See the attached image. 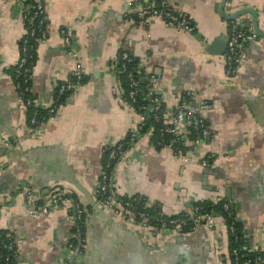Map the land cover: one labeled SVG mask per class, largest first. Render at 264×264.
<instances>
[{
    "label": "crops",
    "instance_id": "1",
    "mask_svg": "<svg viewBox=\"0 0 264 264\" xmlns=\"http://www.w3.org/2000/svg\"><path fill=\"white\" fill-rule=\"evenodd\" d=\"M151 1L43 0L48 32L36 47L31 93L46 109L69 77L74 59L63 27L70 30L85 80L56 116L31 127L9 71L26 34L23 11L16 0H0V228L12 237L19 264H220L227 257L221 217L213 230L197 224L189 232L165 229L154 237L98 204L104 152L119 143L124 152L112 174L116 197L137 196L143 207L166 217L189 213L197 202L226 200L242 249L264 248V36L247 40L234 76L223 57L226 16L250 8L254 15L237 18L253 28L255 17L264 32V0H228L223 16L222 0H165L190 16L193 32L154 17L137 19V9ZM123 50L154 79L147 90L161 103L174 107L187 98L212 129L210 140L176 154L156 146L151 126L138 130L142 114L123 96L116 68ZM210 154L213 161L203 166L200 158ZM54 193L70 194L85 209L81 226L61 207L38 219L25 215L29 195L40 203ZM74 233L78 240L82 234L80 249L68 248Z\"/></svg>",
    "mask_w": 264,
    "mask_h": 264
},
{
    "label": "built area",
    "instance_id": "2",
    "mask_svg": "<svg viewBox=\"0 0 264 264\" xmlns=\"http://www.w3.org/2000/svg\"><path fill=\"white\" fill-rule=\"evenodd\" d=\"M22 7L23 20L28 23L26 34L22 37L20 54L14 68V75L11 76L13 85L18 93V100L26 107L31 109L29 117V125L33 127L38 122L39 111L44 110L38 99L31 93L30 81L34 65V52L39 41L47 38V23L48 17L45 11L43 0H16ZM136 17L139 20L148 17H154L160 20L165 26L184 29L188 32L195 30V25L186 13L174 11L165 0H152L150 3L140 6L137 9ZM229 30L226 38V49L224 53V63L227 73L234 76L238 71V67L244 58L245 43L249 39L257 37V33L251 27H243L242 21L239 18L229 20ZM60 34L64 45L68 49L70 56L74 59V65L69 73V77L57 85L54 96V103L46 108L48 118L56 116L63 101L68 99L76 87L84 82L85 69L83 63L79 59L78 51L75 50L72 42V37L69 28L63 27L60 29ZM119 60L120 71L124 72L129 83L127 91L128 98L131 103L137 105V109L142 111L143 115L150 113L152 121L159 127L157 128L158 140L157 144L162 147H170L174 153L182 154L185 150L183 146H197L203 142L210 140L212 137V129L204 117L198 110L191 108L186 97H181L178 104L174 107L165 105L160 102L158 96L153 90L148 89L143 100L149 102L148 106L138 103L137 86L139 84L136 74L144 72L143 65L137 61L133 62V57L129 51L123 50L120 53ZM118 60V61H119ZM133 63L132 68H128ZM14 77V78H13ZM154 79L148 78L147 84H150ZM205 105L202 104L201 108ZM144 116L139 121L138 130H143L145 127ZM135 138L134 134H130V141ZM170 138V140H168ZM168 140V141H167ZM176 140L182 143L180 145H172V141ZM107 159L103 166L99 182L96 187V195L98 204L107 207L110 212L115 215L126 217L132 222H135L146 235L159 236L163 230L169 229L172 232H182V224L190 221L192 227L197 224H203L210 229L215 228V216L208 212H201L199 206H192L189 213L184 211L181 217L163 218V214H153L147 210L136 211L135 203L138 200L137 196L130 198L116 197L113 190L112 174L117 161L124 152V144L119 143L106 149ZM214 155H207L200 158L203 166H208L213 161ZM111 168V172L109 169ZM25 207L24 213L32 219H38L47 216L53 209L65 208L72 212L71 221L75 226H81L86 216L85 209L74 200L70 194L54 193L49 196L48 201L40 203L30 202ZM225 211L230 210L228 203H224ZM150 220L156 222L154 224ZM168 227V228H167ZM228 231L233 235L235 240H238L234 221L226 225ZM9 240L0 241V249L5 250V253H0V258L3 259V264H19L17 260V251L12 237L6 234ZM77 234L74 233L71 241L68 243V248L76 247L74 241L77 239ZM8 250L10 253H8ZM7 251V253H6ZM220 256L224 253L221 250L217 251ZM227 257L220 259V264H264V248L257 251L253 257L243 255L242 247L235 246L231 251L225 254Z\"/></svg>",
    "mask_w": 264,
    "mask_h": 264
},
{
    "label": "trees",
    "instance_id": "3",
    "mask_svg": "<svg viewBox=\"0 0 264 264\" xmlns=\"http://www.w3.org/2000/svg\"><path fill=\"white\" fill-rule=\"evenodd\" d=\"M24 25L27 27L28 26V23L26 21H24ZM21 41H22V39H21ZM20 46H21V42H20ZM133 59H134L133 60L134 63H136L138 61L135 57H133ZM34 60H35V52H34ZM120 64H121L120 60L117 61L116 68L118 70V73H119V76H120V79H121V82H122V86H123V96L131 103V101L128 98V95H127V91H128V88H129L128 87L129 86V83H128V80L126 78L125 73L122 72V71H120V68H121L120 67ZM134 65L132 63V64H130L128 66V68L130 69ZM14 68H15V65L12 68H10V70H9L11 76L14 75ZM136 78L139 81V84L137 86L138 103L139 104H144L147 107L148 104H149V102H147V100H143V98H144L145 94L147 93V79L148 78L146 76V73L143 72V71L140 72V73H138V74H136ZM84 80H85V78H84ZM131 104L134 106V108L137 110V112H139V113L142 114V111H139L137 109L136 103L135 104L131 103ZM27 111H28V113L31 114V111L32 110L28 108ZM38 115L39 116H38V122L37 123H39V121L42 122L43 120H47L48 119V113H46V109L39 111V114ZM142 116H144L143 118H144V122H145V126H144L145 128L143 130H141V131H144L148 127L151 126L152 127L153 136H155V144H156V146L157 147H162V146H159L157 144V140L159 138L158 137L157 128L159 126L152 121V118H151L150 113H146V115H143L142 114ZM168 140H170V138H168ZM175 144L176 145L183 146L182 143H180V142H178L176 140H173L172 141V145L174 146ZM187 147L188 146H186V147L183 146L182 148L185 150ZM190 147H192V145H189L188 148H190ZM104 154L105 155H104V159H103V166L105 165L106 159H107V152H106V150H105ZM109 171L111 172V168L109 169ZM131 197H133V196H131ZM124 198L127 199V198H130V197H127V198L124 197ZM226 202H228V201H226V200H220V201H203V202H197V203H195L194 206H199L201 208V212H208V213L213 214L215 217H221L226 225L228 223H230L231 221H234V225H235L236 231L238 233L239 239L238 240H235L234 237H233V235H231V233L228 231V251L230 252L233 247H235V246L237 247V246L240 245V241H241V239H240V231L241 230H240L239 225H238V223H237V221H236V219L234 217V214H233L232 210L230 209L229 212H228V211H225V209L223 208V205ZM135 209H136L135 212L136 211L147 210V211H149L150 213H153V214L159 213V212H157V210H155L153 208H145V207H143V204L139 201V199L135 203ZM162 216L165 219H169L171 217H181V213L180 214H177V215H174V216H169V217H166L165 215H162ZM150 222H152L154 224H157L156 222H154L152 220H150ZM81 229L82 228L80 227V231H81ZM191 229H192V224H191L190 221H186L184 224H182V231L183 232H189ZM6 234H7L6 229H1L0 228V241H6V240H9L10 239V238H8V236ZM81 237H82V234L80 233V238H79L80 241L78 239H76L74 241V243L76 244V247H78L79 249L81 248L80 245H79V244H81ZM1 252L2 253H5V250L0 249V253ZM6 253H7V251H6ZM8 253H10L9 250H8ZM256 253L257 252H247V251L243 250V255H248V257H253L254 255H256ZM0 264H3V259H1V258H0Z\"/></svg>",
    "mask_w": 264,
    "mask_h": 264
},
{
    "label": "water",
    "instance_id": "4",
    "mask_svg": "<svg viewBox=\"0 0 264 264\" xmlns=\"http://www.w3.org/2000/svg\"><path fill=\"white\" fill-rule=\"evenodd\" d=\"M228 0H222L221 3H220V6H219V13L223 16L224 13H223V8H224V5L225 3L227 2ZM244 12H250L254 15V11L250 8H247V9H242L240 11H237L229 16H226V19H229V20H232L234 18H237L238 16H240L242 13ZM253 29L254 31L260 35V36H264V32H262L258 25H257V21H256V18L254 17V20H253ZM220 43V42H219ZM209 46V45H208ZM224 46L226 47V41L224 42ZM207 48H210V47H207ZM232 206V205H231Z\"/></svg>",
    "mask_w": 264,
    "mask_h": 264
}]
</instances>
